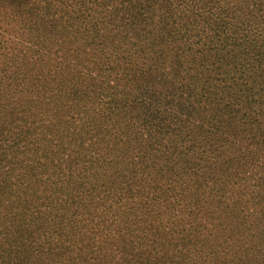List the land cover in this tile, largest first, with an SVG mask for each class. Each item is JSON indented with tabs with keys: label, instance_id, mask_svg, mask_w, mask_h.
<instances>
[{
	"label": "trees",
	"instance_id": "1",
	"mask_svg": "<svg viewBox=\"0 0 264 264\" xmlns=\"http://www.w3.org/2000/svg\"><path fill=\"white\" fill-rule=\"evenodd\" d=\"M0 264H264V0H0Z\"/></svg>",
	"mask_w": 264,
	"mask_h": 264
}]
</instances>
